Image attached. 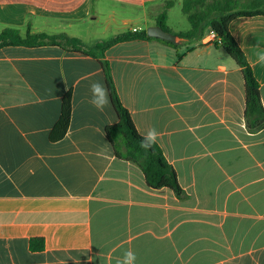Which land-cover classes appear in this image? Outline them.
Instances as JSON below:
<instances>
[{
  "label": "crops",
  "instance_id": "crops-1",
  "mask_svg": "<svg viewBox=\"0 0 264 264\" xmlns=\"http://www.w3.org/2000/svg\"><path fill=\"white\" fill-rule=\"evenodd\" d=\"M167 1L168 25L184 0H0V34L86 41L104 5L105 31L147 30ZM230 31L264 106V17L236 18ZM215 39L209 28L178 47L135 40L106 52L122 104L141 135L159 133L182 197L150 188L138 165L116 156L110 94L103 112L90 103L94 81L108 89L98 59L0 48V264H118L129 250L135 264H264V128L248 129L241 68ZM68 93L70 126L52 141ZM34 238L43 249H31Z\"/></svg>",
  "mask_w": 264,
  "mask_h": 264
},
{
  "label": "trees",
  "instance_id": "trees-1",
  "mask_svg": "<svg viewBox=\"0 0 264 264\" xmlns=\"http://www.w3.org/2000/svg\"><path fill=\"white\" fill-rule=\"evenodd\" d=\"M174 3L167 1L164 9L157 17V25L175 34L167 25L168 10ZM182 11L187 16L190 29L176 34L181 38L192 41L201 38L207 29L216 34L214 44L223 48L241 68L245 81V111L244 117L250 131L256 132L264 128V106L261 101L260 84L240 45L230 31V23L239 17H264V0H184ZM135 40H158L178 47L170 41L152 38L147 31H127L116 35L107 41L86 45L82 39L67 34L32 33L29 31L21 36L19 31L12 28L4 29L0 34V48L5 46H56L64 51L82 53L98 59L104 70L106 83L118 121L106 128V135L112 144L115 154L140 167L147 185L155 190L168 188L179 197L184 194L173 166L167 161L158 143L150 150L140 147L143 135L140 134L129 110L122 104L112 74L110 63L106 59V52L114 45ZM71 94L63 99L60 118L50 134L52 141H59L66 135L71 121ZM32 250L44 248V240L34 238L30 241Z\"/></svg>",
  "mask_w": 264,
  "mask_h": 264
},
{
  "label": "clouds",
  "instance_id": "clouds-1",
  "mask_svg": "<svg viewBox=\"0 0 264 264\" xmlns=\"http://www.w3.org/2000/svg\"><path fill=\"white\" fill-rule=\"evenodd\" d=\"M259 59L264 61V55L260 56ZM91 105L98 111L103 112L106 107L110 104L109 92L107 87L100 81H94L90 85ZM159 133L155 128L150 129L144 134L140 141V147L145 150H150L154 144L157 143ZM136 254L129 250L126 251L123 258L118 261V264H135Z\"/></svg>",
  "mask_w": 264,
  "mask_h": 264
},
{
  "label": "rangeland",
  "instance_id": "rangeland-1",
  "mask_svg": "<svg viewBox=\"0 0 264 264\" xmlns=\"http://www.w3.org/2000/svg\"><path fill=\"white\" fill-rule=\"evenodd\" d=\"M111 7L109 5H104V15L102 16V24L93 26L89 28V32H87V35H84L87 39H85L86 41H84V43L86 45H92L94 43L91 44V42H94L97 40H110L111 38H113L115 36V34H117L116 30H107L105 31L104 28V23L106 21V17L108 15V9H110ZM169 21H168V25L171 27V30L176 34L180 33L181 31H185L190 27L189 21L187 19V16L183 13L182 11V7H175L174 9H172L169 13ZM129 26L124 27L120 30V32H126L128 31Z\"/></svg>",
  "mask_w": 264,
  "mask_h": 264
},
{
  "label": "water",
  "instance_id": "water-1",
  "mask_svg": "<svg viewBox=\"0 0 264 264\" xmlns=\"http://www.w3.org/2000/svg\"><path fill=\"white\" fill-rule=\"evenodd\" d=\"M146 31H147V35L152 38H158L161 40L170 41L175 44H181L184 41V39L181 38L179 35L166 31L158 25L151 26Z\"/></svg>",
  "mask_w": 264,
  "mask_h": 264
},
{
  "label": "built area",
  "instance_id": "built-area-1",
  "mask_svg": "<svg viewBox=\"0 0 264 264\" xmlns=\"http://www.w3.org/2000/svg\"><path fill=\"white\" fill-rule=\"evenodd\" d=\"M138 29H134V31H137ZM214 37L216 38V34L213 32Z\"/></svg>",
  "mask_w": 264,
  "mask_h": 264
}]
</instances>
